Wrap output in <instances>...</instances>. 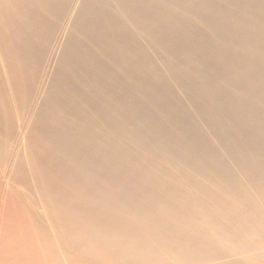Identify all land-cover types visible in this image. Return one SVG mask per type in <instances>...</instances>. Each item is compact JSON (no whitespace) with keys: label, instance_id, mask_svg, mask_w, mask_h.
<instances>
[{"label":"bare ground","instance_id":"obj_1","mask_svg":"<svg viewBox=\"0 0 264 264\" xmlns=\"http://www.w3.org/2000/svg\"><path fill=\"white\" fill-rule=\"evenodd\" d=\"M48 55L54 63L45 64L42 98L29 110L33 123L60 142L73 143L75 132L105 139L109 164L119 139L145 162L153 177L147 188L159 191L134 199L145 227L78 248L115 260L126 247L123 264H254L251 257H263L255 239L264 240V0H0L5 145L10 123L22 139L29 129L25 93ZM166 156L180 178H165ZM103 159L91 158L99 172ZM34 194L35 206H16L9 200L26 196L0 182V217L29 216L31 227L52 233L56 264L73 263L47 211L53 200L37 185Z\"/></svg>","mask_w":264,"mask_h":264},{"label":"rangeland","instance_id":"obj_2","mask_svg":"<svg viewBox=\"0 0 264 264\" xmlns=\"http://www.w3.org/2000/svg\"><path fill=\"white\" fill-rule=\"evenodd\" d=\"M44 59L46 61L42 62L43 66L41 63L37 70L35 78L37 85H34L29 94L27 93L29 91L25 93L31 101L24 111L23 123L25 124L26 121L28 122L27 117L29 119L31 117L29 110L33 108L34 101L37 97V101L42 98L44 80L49 73L47 70L52 68L54 63V61L51 62L53 57L49 59V55ZM47 62L48 69L45 65ZM12 115L13 113H11ZM35 116H37L36 111L28 122L29 129L25 132L24 139H22L23 132H19L17 123L13 122L7 127L6 145L0 141V182L3 187L6 185L11 194L26 196V201L11 198L9 202L16 206L23 202L25 205L35 206L38 201L34 189L36 185L39 188H44L54 203V207L47 211L53 216L55 222L52 224L53 229L58 234L56 238L60 243L64 240L67 241V248L76 255L75 261L69 262V264H123L120 262L121 258L129 251L126 247L121 246L122 248L116 249L115 254L121 258L112 260L98 249L78 248L77 245L78 243L107 241L112 237L117 240L124 235L122 229L127 233L128 230L138 231L145 227L146 223L144 224L143 219L147 216H144L140 207V209L135 208L136 200L134 199L139 195H153L159 192L148 189L145 185L147 184L145 180L153 178L149 175L148 169L145 170V162L137 160L118 139L116 141L117 158L113 164H109L108 158H105L107 155L105 139L98 141L91 138V134L89 135L88 132L82 136L76 132L71 134L73 143H78L79 139L88 141L84 149H81L71 140L60 142L51 135L43 133L41 125L33 123V120L36 119ZM77 123L76 125L80 127L82 122L78 121ZM21 143L22 148L17 154ZM98 153L104 158L102 160L104 167L100 172L94 167L96 162L93 163L91 160L93 155ZM123 160H126L127 165L122 163ZM157 160L159 159L157 158ZM163 160H166L167 164L164 165V168L170 170V174L165 178H180L181 176L175 173L177 168L174 166L176 164L172 163L171 157L166 156ZM27 163L30 164V169H28ZM3 171H6L8 179L4 176L1 177ZM33 179L37 180L36 185ZM189 187L193 188V186ZM186 191L185 193L188 194L195 193L193 189ZM165 194L182 193L165 190ZM39 199L45 200L43 196ZM39 209V212L44 211L42 208ZM134 210H140V212L135 214ZM134 216L136 217L134 218ZM0 218V264H56L51 247L55 239L48 228L46 234L42 232L41 227V232L35 227H31L28 224L30 218L27 215L24 217L6 215L3 216L4 219L2 216ZM3 223L6 226H3ZM109 226L113 229L104 232ZM255 241L262 244V247L264 246L263 239H255ZM251 259L254 264H264V255L263 257L254 256Z\"/></svg>","mask_w":264,"mask_h":264}]
</instances>
